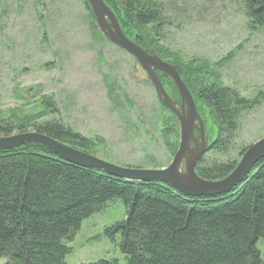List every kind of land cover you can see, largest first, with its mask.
<instances>
[{"label":"trees","instance_id":"trees-1","mask_svg":"<svg viewBox=\"0 0 264 264\" xmlns=\"http://www.w3.org/2000/svg\"><path fill=\"white\" fill-rule=\"evenodd\" d=\"M103 1L127 39H136L161 60L175 57L156 45L165 37L163 27L170 26L165 13L172 16L174 0L162 1L173 2L171 7L154 0ZM238 1L247 27L264 28V0ZM88 17L96 29L90 12ZM172 66L193 99L208 143L196 175L206 181L222 179L251 145L240 146L231 157L239 118L253 102L224 87L208 70L190 73ZM157 76L164 90L173 87L166 77ZM173 93L177 96L175 88ZM48 100L46 108L51 106ZM169 116L166 147L173 154L178 126ZM13 122L0 120V137L30 130L95 156L94 140L58 121L36 122L23 115ZM116 199L124 206L125 218L106 228L105 234L124 264H264L257 249V242L264 240V158L230 193L214 199L188 198L168 184L121 180L69 164L33 144L0 151V259L4 264H66L71 252L66 243L82 221ZM88 264L119 262L103 259Z\"/></svg>","mask_w":264,"mask_h":264},{"label":"rangeland","instance_id":"rangeland-1","mask_svg":"<svg viewBox=\"0 0 264 264\" xmlns=\"http://www.w3.org/2000/svg\"><path fill=\"white\" fill-rule=\"evenodd\" d=\"M174 1L172 16L165 13L170 26L163 27L165 37L156 45L175 57L162 61L190 73L208 70L253 102L239 118L234 158L240 146L264 136V28L247 27L238 0ZM88 16L84 0H0V120L13 124L31 115L36 122L58 121L94 140L95 156L111 164L168 166L174 154L166 147L170 114L135 60L101 39ZM124 218L120 200L106 203L66 243L71 252L64 262L124 264L105 234ZM257 249L264 261V240Z\"/></svg>","mask_w":264,"mask_h":264},{"label":"water","instance_id":"water-1","mask_svg":"<svg viewBox=\"0 0 264 264\" xmlns=\"http://www.w3.org/2000/svg\"><path fill=\"white\" fill-rule=\"evenodd\" d=\"M97 31L112 45L131 56L150 81L157 101L172 114L178 124V147L168 166L161 169L119 167L36 132L15 133L0 137V151L17 149L25 144L38 145L69 164L101 171L111 177L131 182H158L170 185L188 198L214 199L231 192L264 158V136L252 143L242 154L234 169L224 178L206 181L195 168L207 151V141L193 99L176 70L154 53L145 50L137 40L123 34L114 14L103 0H86ZM161 73L175 87L179 103L164 91L156 74Z\"/></svg>","mask_w":264,"mask_h":264},{"label":"flooded vegetation","instance_id":"flooded-vegetation-1","mask_svg":"<svg viewBox=\"0 0 264 264\" xmlns=\"http://www.w3.org/2000/svg\"><path fill=\"white\" fill-rule=\"evenodd\" d=\"M169 90H170V91L167 92V93H169L170 97H171V98H175L176 102L179 103V99H177V98L174 96V94H173V87H171Z\"/></svg>","mask_w":264,"mask_h":264}]
</instances>
